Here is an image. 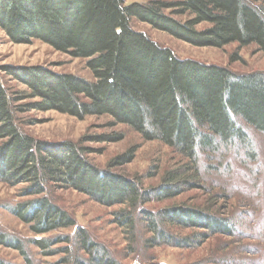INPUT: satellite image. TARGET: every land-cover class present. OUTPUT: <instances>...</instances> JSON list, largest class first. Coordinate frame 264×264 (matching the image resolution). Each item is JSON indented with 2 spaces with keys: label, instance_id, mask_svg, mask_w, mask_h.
Segmentation results:
<instances>
[{
  "label": "trees",
  "instance_id": "16d2710c",
  "mask_svg": "<svg viewBox=\"0 0 264 264\" xmlns=\"http://www.w3.org/2000/svg\"><path fill=\"white\" fill-rule=\"evenodd\" d=\"M186 15L189 20H178ZM134 18L197 47L257 45L264 51V0L131 5L125 0H0V27L12 42L41 40L74 58L88 59L94 77L90 81L39 66H0V183L24 185L21 196L29 199L11 212L33 234L46 235L77 226L53 198L59 189L75 190L105 207L123 206L116 214L117 223L127 230L129 246L139 258L141 251L156 246L198 247L212 237L243 236V220L228 210L233 196L223 185L204 184L199 154L218 157L219 163L209 171L229 172L223 164L231 148H237L236 158L241 157L243 169L251 173L245 177L257 196L263 194L258 181L261 157L245 126L264 137V75H238L227 68L181 60L171 49L135 31ZM201 24L208 26L197 30ZM239 60L236 53L232 62ZM7 79L25 89L13 91ZM32 110L56 111L80 120L110 116L115 125H128L147 141L158 140L177 149L187 163L166 172L158 187L145 189L141 179L118 171L134 161V148L100 169L88 159V148L68 141L37 140L25 132L21 115ZM96 139L115 142L121 138ZM197 190L208 196L201 204L147 207ZM259 206L250 199L242 203L249 217ZM175 229L195 233L182 237ZM74 237L77 253L70 247L52 250L69 243V237L32 240L31 244L45 256L64 253L61 264H122L87 231L77 227ZM1 245L33 264L25 242L0 234Z\"/></svg>",
  "mask_w": 264,
  "mask_h": 264
},
{
  "label": "rangeland",
  "instance_id": "374dc122",
  "mask_svg": "<svg viewBox=\"0 0 264 264\" xmlns=\"http://www.w3.org/2000/svg\"><path fill=\"white\" fill-rule=\"evenodd\" d=\"M158 1L175 2L178 0H125V3L131 5ZM166 13L170 14V11ZM178 20L185 22L189 20V15L178 17ZM131 26L135 31L145 34L161 47L171 49L181 60L227 68L238 75H264V51H261L257 45L244 48H239L238 44H231L223 48L197 47L135 18L132 20ZM207 26L201 24L197 30H204ZM236 53L241 60L232 62V57ZM88 62V59L74 58L69 54L57 51L41 40H33L31 44H16L0 27V66H39L58 74H70L92 81L94 77L88 68ZM7 80L13 91L25 89L18 82ZM21 118L23 130L37 140L52 143L68 141L90 149L91 153L88 155V159L100 169H107L115 157L134 148L136 150L134 161L118 171L128 177L141 179L145 189L158 187L163 183V176L166 172L187 163L177 149L158 140L147 141L130 126L115 125L114 120L107 115L89 116L80 120L56 111L32 110L21 115ZM245 127L247 134L257 145V152L261 157L260 165L263 171L258 181H260L262 195L257 196L253 191V184L245 177L246 175L250 177L251 173L242 167L241 157L236 158L237 148H231V152L224 161L223 165H227L231 169L229 172H226V169L220 173L214 170L209 171L208 168L219 163L218 157L211 158L209 155L206 157L202 153L199 154L204 184L217 185V187L223 185L229 189L233 196L228 210L232 217L238 216L237 218L241 217L243 220L244 226L241 228L243 236L237 233L234 238L212 237L198 247L156 246L145 253L141 251L142 255L139 258L129 246L127 230L117 223L116 214L123 209V206L105 207L91 197L75 190L59 189L53 193V198L59 206L72 215L77 226L46 235H35L31 232L30 226L11 212L16 205L29 200L21 196L24 185L10 187L1 183L0 234L25 242L33 264H61L65 255L59 252L53 256H45L41 249L31 244L32 240L69 237L71 240L69 243L59 244L52 250L70 247L74 253H77L74 237L77 227L87 231L96 243L105 245L122 264H264V137L255 129L251 131L247 129V126ZM108 135L121 139L115 142L96 139ZM224 173H226L225 176ZM207 198L208 196L203 190L189 191L177 199L162 204L147 205V207L150 210H159L182 204L197 205ZM249 199L254 204L255 201L260 203L253 217H249L248 209L242 207V203ZM174 233L185 237L191 236L195 232L175 229ZM261 234L262 238L256 239V236L259 237ZM139 248L142 249L141 246ZM149 256L151 259L148 258ZM0 261L6 264H28L18 251L2 245L0 246Z\"/></svg>",
  "mask_w": 264,
  "mask_h": 264
}]
</instances>
